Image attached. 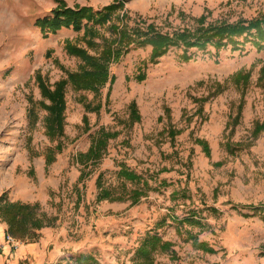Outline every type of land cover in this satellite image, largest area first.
Returning <instances> with one entry per match:
<instances>
[{"label": "rangeland", "instance_id": "1", "mask_svg": "<svg viewBox=\"0 0 264 264\" xmlns=\"http://www.w3.org/2000/svg\"><path fill=\"white\" fill-rule=\"evenodd\" d=\"M113 1L0 0V198L37 206V218L52 224L20 241L8 235L0 216L7 237L1 252L10 253L11 264H89V257L96 264H133L151 233L172 242L176 252L175 258L158 254L156 264H264V131L254 138L256 124L264 122V90L258 86L264 54L251 44L218 57L214 48L193 50L190 63L179 60L177 48L158 64L148 63L151 47L132 50L110 66L111 91L110 84L100 96L66 86L62 132L49 135L37 73L54 89L81 63L66 41L87 47L71 29L44 37L36 20L61 3L97 10ZM125 1L132 26L142 19L170 34L195 28L203 15L209 23L264 15V0ZM240 70L252 71L244 96L227 83ZM139 71L146 73L143 82L135 80ZM217 84L224 88L219 94ZM133 102L141 117L135 122ZM99 103V112L87 110ZM102 129L114 137L101 160L86 165L80 155ZM173 129L181 132L174 141ZM197 139L209 144V156ZM227 142L243 149L229 154ZM121 165L151 187L136 205V186L119 178ZM100 175L104 188L123 201H97ZM190 215L201 224L179 227ZM190 235L216 252L195 249Z\"/></svg>", "mask_w": 264, "mask_h": 264}, {"label": "trees", "instance_id": "2", "mask_svg": "<svg viewBox=\"0 0 264 264\" xmlns=\"http://www.w3.org/2000/svg\"><path fill=\"white\" fill-rule=\"evenodd\" d=\"M125 0H114L110 5L101 9L92 7L77 6L68 8L61 3L55 8L50 15L36 20L35 25L41 30L44 37L50 34H57L64 29H71L81 34L77 41L81 40L87 48L73 43L71 40L66 41V49L70 55L80 59L81 63L77 71L67 72V79L61 80L56 87L52 89L44 81L40 73H37V82L44 101L40 102L42 109L49 112L46 119L48 133L55 137L57 130L62 132L63 113L66 108L65 88L71 84L76 91H93L100 96L101 91L110 84L109 89L115 83V77L110 74V66L120 62L132 50L151 47V55L148 63L158 64L159 60L166 56L171 49L177 48L182 50L179 60L182 63H190L195 59L193 50L198 52H207L210 48L216 51V57L223 50L231 49L233 52L243 51L248 44H251L259 53L264 54V15L251 21L240 20L236 23L216 22L209 23L206 15L196 20L195 28H184L174 34L164 33L155 24L147 25L142 19L135 26L130 23L131 16L125 8ZM109 34V35H108ZM94 51L95 54H92ZM147 63L144 64L146 69ZM144 71V70H142ZM139 71L135 80L143 82L146 80V73ZM258 86L264 90V66L260 69ZM252 71L240 70L232 75L227 83L235 85L242 89L243 96L246 89L251 84ZM216 94L221 93V84L216 85ZM215 94V95H216ZM50 104H46V101ZM197 103H203L205 100H195ZM109 101H107V104ZM102 109V103L92 107L87 105V110L99 112ZM132 121H139L141 117L138 113L136 102L131 104ZM201 111L202 108L200 109ZM32 117L35 113L33 105L29 110ZM169 112V110H167ZM239 116L234 120L238 122ZM230 124H232L230 122ZM229 125V124H228ZM264 131V122L257 123L254 138H257ZM181 134L175 129L169 132L174 141L176 136ZM114 135L106 132L105 129L92 139V145L86 154L80 155V160L86 165L90 162L97 163L101 160L106 152L109 140ZM196 142L203 147L205 153L210 155L209 144L204 140L197 139ZM226 148L229 154L235 155L237 150L243 149L241 144L234 146L227 142ZM119 178L125 182H131L136 188L131 191V199L136 205L141 198L147 196L150 185L143 176L137 174L125 165H121L118 173ZM99 195L97 201L101 202L106 199L120 200L114 196V190L104 188L102 184V175L98 179ZM126 188V184H124ZM7 202V203H4ZM6 197L0 198V216L8 224V235L20 241L36 238L38 232L52 224L47 221H41L35 215L34 211L37 206L28 204L8 203ZM196 215H190L188 219L178 221L179 227L185 223L192 225L201 224L196 219ZM193 246L197 250H203L208 253H215L207 243L199 242L197 238L190 235ZM174 244L165 241L161 236L148 233L142 240L140 246L135 252L133 264H156L158 254H170L175 258L176 252L173 249ZM89 264H96L93 257H89Z\"/></svg>", "mask_w": 264, "mask_h": 264}, {"label": "crops", "instance_id": "3", "mask_svg": "<svg viewBox=\"0 0 264 264\" xmlns=\"http://www.w3.org/2000/svg\"><path fill=\"white\" fill-rule=\"evenodd\" d=\"M81 6H84L85 4L82 2L80 3ZM7 240V237H6V232H2L0 231V264H11L10 263V253H2V249H5L7 245H5V242ZM9 245V243H8ZM24 256H29V255H33L32 253H23ZM22 255V256H23ZM24 258L21 257V260H23ZM13 263L12 264H18L15 260L12 261Z\"/></svg>", "mask_w": 264, "mask_h": 264}]
</instances>
